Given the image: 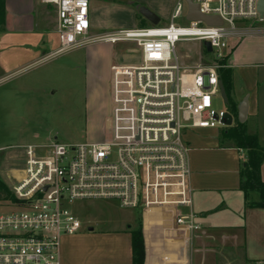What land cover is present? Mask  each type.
Wrapping results in <instances>:
<instances>
[{
	"label": "built area",
	"instance_id": "2783aa9c",
	"mask_svg": "<svg viewBox=\"0 0 264 264\" xmlns=\"http://www.w3.org/2000/svg\"><path fill=\"white\" fill-rule=\"evenodd\" d=\"M43 1L57 8L59 47L51 55L96 41L131 42L140 55L137 62L111 66L112 106L103 140L22 145L21 164L9 166L21 171L10 174V180L17 177L12 182L15 208L0 213V264H62L63 238L83 226L70 209L78 200L115 199L122 207L141 209L143 218L166 229L171 223L199 233L185 135L226 126L230 114L214 107L215 96L223 97L220 70L227 67L223 60L233 39L264 31V26L248 25L250 20L264 23L259 0H193L223 24L188 20L190 26L175 24L188 13L187 2L178 0L168 25L150 23L99 35H91L90 0ZM182 40L209 41L214 58L182 63L176 53ZM253 264H264V259Z\"/></svg>",
	"mask_w": 264,
	"mask_h": 264
},
{
	"label": "crops",
	"instance_id": "0c3cea01",
	"mask_svg": "<svg viewBox=\"0 0 264 264\" xmlns=\"http://www.w3.org/2000/svg\"><path fill=\"white\" fill-rule=\"evenodd\" d=\"M90 1L93 28L97 23L95 11L102 1ZM57 20V8L52 3L6 0L5 24L0 30V133H3L0 136L18 141L28 133L21 125L25 119L23 111L29 113L34 106L32 98L26 96L37 92L35 83L46 75L49 67H43L40 72L41 68L35 69L32 73L28 68H39L59 57L51 55L59 47ZM230 47L225 68L232 72V97L238 112L240 103L245 97L249 98L245 123L251 125L247 132L257 134L264 147V31L255 30L233 39ZM235 68L250 70V73L240 82ZM228 127L186 133L191 147L193 209L200 215L202 230L194 234L171 223L166 229L165 224L154 223L145 217L142 221L145 264H216L219 258L225 260L222 264H253L264 259V208L247 204L249 200L258 199L255 192L246 199L240 187L247 151L224 136ZM33 133L38 136L37 132ZM52 139L55 138H44L39 143ZM11 145L0 144V151ZM23 153L19 152L15 158L22 160ZM10 157L1 158L4 164H0V175L7 176L8 180L12 173L21 174L19 169L4 166ZM261 176L264 180V162ZM178 228L179 235L174 234ZM134 229L128 226L123 230L96 232L89 227V230L81 232V229L76 234L67 235L63 238L62 264H133L131 231ZM85 236L90 238L89 242L79 241ZM232 248L236 250L234 256L230 251ZM241 248L243 252L238 255Z\"/></svg>",
	"mask_w": 264,
	"mask_h": 264
},
{
	"label": "rangeland",
	"instance_id": "374dc122",
	"mask_svg": "<svg viewBox=\"0 0 264 264\" xmlns=\"http://www.w3.org/2000/svg\"><path fill=\"white\" fill-rule=\"evenodd\" d=\"M101 1L102 5L98 4V9L95 11L97 23L91 29V35H99L119 28L148 26L150 22L141 14V6H147L159 15L160 24L168 25L172 20V13L178 0ZM251 23L252 26L258 28L264 26V23L258 20H250L248 25ZM175 24L190 26V22L184 16L178 17ZM204 47L205 43L202 40H182L176 43V53L182 63L196 65L214 58V55L207 52V49L205 52ZM139 55L137 46L131 42L114 44L96 41L57 54L54 57H59L46 62L39 68H34V66L28 68V72L31 73L35 69L41 68L40 72L44 69L43 67H49V71L35 83L37 92L26 96L32 98L34 106L29 113L26 110L23 111L25 119H22L21 125L23 124L28 133L18 141H14L13 137L9 139L6 135L0 136V144L13 145L0 151V164L2 166L4 164L1 163V160L3 161L1 158L11 155L8 164L4 166L20 165L21 159L15 158V156L19 152H24L22 145L39 143L44 138H55L67 144L103 140L112 106L111 66L119 63L137 62ZM234 71L237 78H240V82L250 73V70L242 68H235ZM233 89L232 83V94ZM214 107L217 110H226L232 115L233 124L238 122V109L234 110L231 103L225 102L220 94L214 98ZM250 125V122L246 123V128H249ZM219 128L222 129L224 126H219ZM33 131L37 132L38 136L33 135L35 134ZM16 178L13 175V178L8 180L7 176L0 175V181L12 192V196L9 198L0 195V213L15 208L12 197L16 199V194L12 189V184L15 183ZM3 191L0 189V193ZM70 209L83 224L81 232L89 230V227H93L96 232L123 230L128 226L137 228L144 220L141 209L122 207L115 199L78 200L70 206ZM174 234H179V230L174 231ZM89 239L85 236L80 237L79 241L86 243L89 242ZM230 251L234 256L236 250L232 248ZM242 252L243 248L239 249L238 255H241ZM221 259L219 258V262L216 264L225 262ZM212 260L210 258V261ZM237 264H241V262Z\"/></svg>",
	"mask_w": 264,
	"mask_h": 264
},
{
	"label": "trees",
	"instance_id": "16d2710c",
	"mask_svg": "<svg viewBox=\"0 0 264 264\" xmlns=\"http://www.w3.org/2000/svg\"><path fill=\"white\" fill-rule=\"evenodd\" d=\"M5 16L6 0H0V30H2L5 24ZM227 58L228 55L223 60V63H226ZM220 74L228 95V103H231L232 108L237 111V105L231 92L232 72L228 68H222ZM224 136L228 140H232L237 147L243 148L247 151V159L244 161L241 169L240 187L244 191L246 199L249 198V194L252 192L257 193L258 196L257 200H249L247 203L248 206L264 208V180L261 176V167L264 162V147L260 145L258 135L249 134L247 132L246 123H242L238 120L236 124L227 128ZM0 189L4 190L3 193H0L4 198L12 196V192L2 181H0ZM12 200L15 201L13 197ZM131 234L133 264H145L146 247L142 222L136 229L131 231Z\"/></svg>",
	"mask_w": 264,
	"mask_h": 264
},
{
	"label": "water",
	"instance_id": "95a60500",
	"mask_svg": "<svg viewBox=\"0 0 264 264\" xmlns=\"http://www.w3.org/2000/svg\"><path fill=\"white\" fill-rule=\"evenodd\" d=\"M188 5V13L187 20L189 21H203L209 25H221L223 24V20L219 16L207 15L203 13L200 9L199 4L195 3L193 0H185ZM258 10L260 12V16H264V0H259L258 2ZM141 14L148 19V21L154 25L160 23V17L154 11H152L147 6L140 7ZM205 47L209 52L212 51V47L209 41H204ZM220 89L223 95L225 102H228V95L224 86L223 81H220ZM249 113V98L245 97V99L239 105L238 119L240 122L245 123L247 116ZM226 125H233V116L229 115V118L226 120Z\"/></svg>",
	"mask_w": 264,
	"mask_h": 264
}]
</instances>
